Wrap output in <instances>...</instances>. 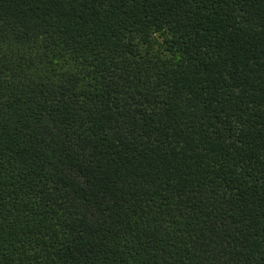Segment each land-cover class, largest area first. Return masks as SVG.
<instances>
[{
  "label": "trees",
  "instance_id": "1",
  "mask_svg": "<svg viewBox=\"0 0 264 264\" xmlns=\"http://www.w3.org/2000/svg\"><path fill=\"white\" fill-rule=\"evenodd\" d=\"M0 264H264V0H0Z\"/></svg>",
  "mask_w": 264,
  "mask_h": 264
}]
</instances>
